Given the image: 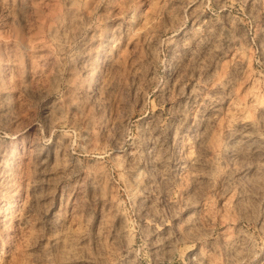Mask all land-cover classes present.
<instances>
[{"label": "rangeland", "instance_id": "1", "mask_svg": "<svg viewBox=\"0 0 264 264\" xmlns=\"http://www.w3.org/2000/svg\"><path fill=\"white\" fill-rule=\"evenodd\" d=\"M0 264H264V0H0Z\"/></svg>", "mask_w": 264, "mask_h": 264}]
</instances>
